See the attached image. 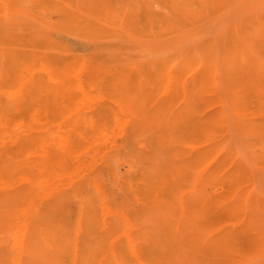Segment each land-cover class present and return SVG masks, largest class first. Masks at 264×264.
I'll use <instances>...</instances> for the list:
<instances>
[{"label": "rangeland", "instance_id": "obj_1", "mask_svg": "<svg viewBox=\"0 0 264 264\" xmlns=\"http://www.w3.org/2000/svg\"><path fill=\"white\" fill-rule=\"evenodd\" d=\"M72 1L84 20V15L94 18L86 10L90 4L106 0ZM145 1L163 9L164 0ZM189 4L179 11L185 24L177 33L153 36L114 24L124 33L108 44L107 38L89 35L74 22L56 29L42 15L20 6L0 12V28L57 39L71 63L96 55L93 69L108 66L130 71L89 74L83 88L73 85L77 76L66 74L46 76L40 81L46 80L43 89L39 83L34 87V97L43 104L33 108L32 156L23 160L29 164L31 183L20 180V171L13 174L0 166V185L10 183L9 189L0 187V212L8 215L0 218L4 237L0 236V257L22 253L12 246L13 234H21L22 229L26 230L24 264H52L44 234L63 239L64 247L85 243L100 253L134 245L163 251L173 247L174 237L189 221L194 204L187 193L199 176L189 170L190 155L197 150L189 146L186 109L190 97L175 87L167 92L155 90L158 81L144 68L148 61L219 37L227 43L236 41L233 45L264 59V0H189ZM250 28L262 30L256 35L260 42L246 34ZM80 97L87 102L77 101ZM228 123L235 143L245 149L234 124ZM27 186L30 190L25 192ZM241 263L264 264V255L252 259L242 254Z\"/></svg>", "mask_w": 264, "mask_h": 264}, {"label": "bare ground", "instance_id": "obj_2", "mask_svg": "<svg viewBox=\"0 0 264 264\" xmlns=\"http://www.w3.org/2000/svg\"><path fill=\"white\" fill-rule=\"evenodd\" d=\"M16 6L42 15V20L56 29L77 23L87 34L107 38L108 44L112 37L124 33L114 24L153 36L165 31L177 33L185 24L179 11L191 4L189 0H164L163 9L159 10L143 0H106L90 4L86 10L94 18L83 14L84 21L73 8L72 0H0V12ZM192 13L193 9L188 15ZM260 31L250 28L246 34L260 42L256 37ZM235 42L214 38L191 50L148 61L144 68L145 74L157 79L155 90L167 92L175 87L180 94L189 93L190 97L186 109L192 138L189 146H196L197 150L190 155L189 170L199 176L187 193L194 204L189 221L174 237L173 247L163 251L134 245L128 249H104L100 253L85 243L64 247L63 239L44 234L52 264H242V254L252 259L264 255V213L260 211H264V59L233 45ZM97 58L82 56L79 62L71 63L64 58L57 39L0 28L1 168L7 167L5 170L13 174L20 171V180L27 185L32 181L29 164L23 160L32 156L33 108L43 104L38 96L34 97V87L39 83L38 88L43 89L46 80L40 81L46 76L74 75L78 78L73 85L83 88L84 78L89 74L130 72L108 66L93 69ZM77 101L84 103L87 99L80 97ZM210 106L217 108L208 111ZM181 113L183 118L184 112ZM228 120L234 124L246 152L226 128ZM0 187L9 189L10 183L3 182ZM251 210L258 214L249 215ZM4 217V212H0V218ZM6 226L9 225L2 226L3 230ZM23 230L19 235L17 231L13 234L12 245L13 250L20 248L22 253L0 257V264L25 263L26 230Z\"/></svg>", "mask_w": 264, "mask_h": 264}]
</instances>
